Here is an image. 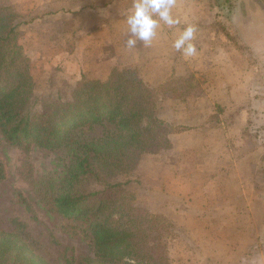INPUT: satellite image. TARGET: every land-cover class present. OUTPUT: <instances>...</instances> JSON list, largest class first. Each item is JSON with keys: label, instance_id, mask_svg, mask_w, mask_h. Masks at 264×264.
Instances as JSON below:
<instances>
[{"label": "crops", "instance_id": "1", "mask_svg": "<svg viewBox=\"0 0 264 264\" xmlns=\"http://www.w3.org/2000/svg\"><path fill=\"white\" fill-rule=\"evenodd\" d=\"M21 1L25 0L4 6L16 7L23 16L33 11V17L21 24L38 23L43 31L47 23L52 30L60 27L56 39H51L69 62L77 58L89 62L91 69H98L93 77L99 78L108 77L113 68H137L147 86L162 90L157 112L171 144L151 152L162 155L156 166L145 167L142 161L139 166L175 170L196 182V201L187 205L196 213L184 214L186 221L213 223L207 231L215 238L247 231L260 235L264 228L260 147L249 150L242 134L254 123L252 110L263 107L252 90L264 81V40L247 37L251 31H264V0H238L235 9L226 0H174L171 12L179 23L169 27L161 21L156 37L150 43L138 41L134 48L126 44L127 14L134 0H59L34 3L27 10L16 4ZM231 13L239 17L237 23ZM189 26L194 28L191 43L196 51L185 56L173 44ZM243 30L246 35L240 33ZM67 45H75L74 51L66 50ZM78 77H71L76 78L73 84ZM243 251L248 253L240 249V254Z\"/></svg>", "mask_w": 264, "mask_h": 264}, {"label": "trees", "instance_id": "2", "mask_svg": "<svg viewBox=\"0 0 264 264\" xmlns=\"http://www.w3.org/2000/svg\"><path fill=\"white\" fill-rule=\"evenodd\" d=\"M19 17L13 9H0V132L27 151L32 144L50 150L75 144L60 182L28 178L42 203L83 229L94 247V256L77 262L72 257L65 264H169L170 220L149 212L137 216L122 182L112 180L137 167L144 153L171 144L157 112L162 90L147 86L137 68L125 67L113 68L106 78L83 75L70 97H37L32 62L17 30ZM231 17L238 22L237 14ZM105 122L115 128L101 137L71 136L75 127ZM4 176L0 164V181ZM38 251L37 239L23 223L0 229V264H52Z\"/></svg>", "mask_w": 264, "mask_h": 264}, {"label": "rangeland", "instance_id": "3", "mask_svg": "<svg viewBox=\"0 0 264 264\" xmlns=\"http://www.w3.org/2000/svg\"><path fill=\"white\" fill-rule=\"evenodd\" d=\"M7 1L13 2L0 0V9H13L18 12L16 7L4 6ZM54 1L59 0H25L16 4L22 10H27L34 3L39 5ZM232 1L236 4L238 2ZM243 13L247 14L246 11ZM21 15L19 13L17 30L24 51L32 62V73L37 82L36 96L46 93L51 97H70L76 85L73 84L76 78L71 77L79 76V80L83 75L92 77L98 69H91L92 64L78 58L75 62H69L70 59H66L63 50L60 51L61 46H54L56 41L52 39H56L60 27L52 30L47 28V23L43 31L38 27V23L21 24L24 21L27 23L33 17V11ZM242 32L243 35L247 34L245 30ZM248 35L249 39H257L258 36L264 40V31H251ZM90 44L92 45V42ZM72 48L75 49V45H67L65 49L74 51ZM112 52L113 48L107 50L109 55ZM260 85L252 91L255 92L254 99H258L263 107L252 110L254 123L246 127L242 135L249 150L260 147L257 165L258 170H262L259 176L264 180L263 80ZM114 128V124L109 122L87 123L73 128L71 136L76 140L91 139L101 137ZM163 128L165 131L168 129L167 126ZM73 146L75 144L70 143L66 147L50 150L32 144L27 151L9 143L0 132V164L5 170V176L0 181V229L11 231L18 226V222L23 223L26 231L37 239L39 254L52 264H65L67 259L72 257L73 261L77 262L83 257L95 255L94 247L85 237L83 229L74 228L67 218L51 212L33 192L28 179L31 176L34 179L60 182L70 163ZM142 157L145 159L141 158L140 162L146 167L156 166L162 155L147 152ZM139 164L133 169L114 175L112 180L122 182V189L124 187L132 204L138 208L134 211L137 216L142 217V213L149 212L170 220L172 234L167 239L169 264H264V228L258 237L253 235L254 232L247 231L233 237L215 238L212 232L207 231L208 227L213 228V223L197 225L186 221L184 217V214L196 213L193 207L187 206L196 201V182L193 183L190 176L174 174L175 170H143ZM22 171L27 173L22 176ZM184 177H189L190 180L182 181ZM181 189L186 190L180 192ZM249 224L255 225L254 222ZM240 249H247L248 253L243 251L240 254Z\"/></svg>", "mask_w": 264, "mask_h": 264}, {"label": "clouds", "instance_id": "4", "mask_svg": "<svg viewBox=\"0 0 264 264\" xmlns=\"http://www.w3.org/2000/svg\"><path fill=\"white\" fill-rule=\"evenodd\" d=\"M173 6L174 0H134L127 14V46L134 48L138 41L150 43L156 37L161 21L169 27L178 24L171 12ZM193 37L194 28L186 27L174 40V48L185 56L194 55Z\"/></svg>", "mask_w": 264, "mask_h": 264}]
</instances>
